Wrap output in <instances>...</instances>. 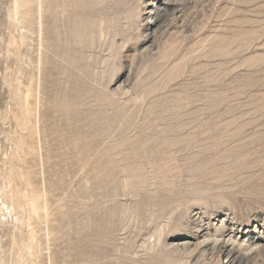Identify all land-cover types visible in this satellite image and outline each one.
<instances>
[{
	"label": "rangeland",
	"instance_id": "1",
	"mask_svg": "<svg viewBox=\"0 0 264 264\" xmlns=\"http://www.w3.org/2000/svg\"><path fill=\"white\" fill-rule=\"evenodd\" d=\"M0 174V264H264V0H0Z\"/></svg>",
	"mask_w": 264,
	"mask_h": 264
},
{
	"label": "bare ground",
	"instance_id": "2",
	"mask_svg": "<svg viewBox=\"0 0 264 264\" xmlns=\"http://www.w3.org/2000/svg\"><path fill=\"white\" fill-rule=\"evenodd\" d=\"M29 95V94H28ZM10 175V174H9ZM8 175V176H9ZM13 177V176H12ZM10 183V181H8ZM6 183L2 180L1 174H0V217L4 219L11 216L12 213H14V205L8 203L5 198L6 194ZM18 221V219H16Z\"/></svg>",
	"mask_w": 264,
	"mask_h": 264
}]
</instances>
